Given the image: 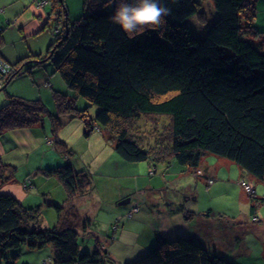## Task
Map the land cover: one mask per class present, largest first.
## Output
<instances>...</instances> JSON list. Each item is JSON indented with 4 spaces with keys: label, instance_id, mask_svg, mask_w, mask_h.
Listing matches in <instances>:
<instances>
[{
    "label": "trees",
    "instance_id": "trees-1",
    "mask_svg": "<svg viewBox=\"0 0 264 264\" xmlns=\"http://www.w3.org/2000/svg\"><path fill=\"white\" fill-rule=\"evenodd\" d=\"M83 1L87 13L73 23L67 17L64 0L39 1L43 6L51 4L56 19L65 15L66 26L43 60L33 56L19 60L4 83L30 69L29 63L36 66L52 60L65 83L98 107L91 118L67 95L54 91L59 111L82 118L86 136L103 127L125 162L158 165L174 160L195 171L203 156L213 153L264 183V33L253 25L257 0H212L218 15L200 38L187 25V20L200 12L198 0H160L170 9L165 22L134 39L111 21L115 4L104 7L107 0ZM247 32L260 40L244 37ZM2 59L7 67L13 65V59L4 56L0 47ZM4 89L2 84L0 90ZM7 97L0 107V136L7 130L42 124L50 114L40 99L14 94ZM5 105L10 107L5 110ZM50 116L56 134L61 121ZM159 116L169 118L163 132L158 128ZM146 117L157 119L152 122L155 127H141ZM55 147L65 155V163L41 170L62 181L70 201L91 187L92 176L68 161L73 150L66 142L56 137ZM15 175L16 166L0 158V186ZM251 197L250 212L255 214L264 198ZM54 207L60 226L42 228L37 224L40 205L26 206L16 196L0 193V264L5 260L15 264L10 263V250H37L48 245L54 248V264H115L100 244L90 250L81 243L78 229L79 223L80 227L83 224L78 209L61 214L64 205L55 203ZM115 222L116 218L111 225ZM124 264L235 263L180 235L162 240L149 253Z\"/></svg>",
    "mask_w": 264,
    "mask_h": 264
},
{
    "label": "rangeland",
    "instance_id": "rangeland-1",
    "mask_svg": "<svg viewBox=\"0 0 264 264\" xmlns=\"http://www.w3.org/2000/svg\"><path fill=\"white\" fill-rule=\"evenodd\" d=\"M39 1L42 0H0V8H2V11H0V47L4 55H9V57L13 59V65L9 63V68L4 64L7 61L4 59L0 60V70L3 72V75H0V86L3 84L6 87V89L0 90V100L8 98V94H14L31 100L40 99L46 105L51 115L58 116L61 125L56 134L52 131V118L50 114L44 117L42 126L45 128V132L48 131V135L51 138L58 137L66 142L68 147L73 150L71 156L77 159V162L74 164L76 169L86 170L92 176L91 187L87 191L81 193V195H87L88 197L93 196V198H95L103 191L101 195L104 201L109 197L107 195L108 191H105L106 186L109 188V185H111L116 178L122 180L123 177L116 176L127 175L122 172L126 170L121 168V172H118L115 166L108 167L106 161L96 157L94 151L95 147L99 146L97 140L103 138V140L106 141L107 135L106 132L104 133V128L99 125L101 128L97 127L87 137L85 135V123L82 118L79 116L72 117L69 113H61L59 111L54 91H59L67 95L68 98L73 101L77 109L85 110L87 115L91 118H94L98 111V107L91 104L85 97L77 95V93L65 83L61 74L56 71L52 60H47L44 64L36 66H32L29 63L27 67H30V69L22 70V72L15 76L10 83H4L7 81V76L14 70L13 66L18 65L15 63L19 60H25L29 56L37 57L36 59L38 60H43L48 53L51 43L56 41V35L61 33L66 26L63 24L66 17L65 15H62L63 19H56V14L51 10V4L47 2L46 5L43 6L44 3ZM198 1L200 3V12L198 15L189 18L187 20V25L192 32L200 38L205 35L216 20L218 14L212 0ZM43 2H45V0H43ZM64 5L70 23H73L87 13L83 0H64ZM248 15L249 14H247V17ZM253 25L256 31L264 33V0H257L256 2V17L254 18ZM52 27L54 29L53 32ZM245 35L246 37L260 40V38L255 37L253 33L247 32L244 34V37ZM262 42H264V40ZM2 67H5L4 70ZM5 106H3L5 110L10 107ZM159 117V119L156 120L160 125L158 128L162 131L164 130L163 125L168 122L169 118L167 116ZM156 120L147 117L144 118L143 121L141 119V124H145L141 127L143 129H145V127L152 129L155 127L152 122ZM107 141H109V144L113 142V140L111 141L108 139ZM104 144L103 142L102 146H104ZM119 159L121 162H124L120 156ZM130 164L134 163L127 162V165ZM140 164V168H144L148 163ZM168 165L169 163L166 165L149 164L147 168L140 172H136V174L130 177L131 180H137L140 183L139 187L142 189V192H144L143 195H139V193L138 195H134L132 201L130 198V204L136 202L133 204V207L138 204L137 202L142 205V210L138 213H134L136 216L133 218H128L125 215L117 216L116 223L111 225L109 222L110 215L108 216L107 213L103 214L101 211L99 212V210H97L94 215L89 214L91 219L89 226L88 224L85 225L87 221L84 220L82 221L83 226L80 227L79 223L78 231L81 234L82 230V234L84 235H86L85 232L89 233L93 231L95 234L102 235V237L94 238L90 235L86 237L81 236V243L90 250H93L97 243L98 245L100 244L102 248H108L107 250L112 255L109 256L113 259L115 264H124L128 261H133L139 256L149 253L152 248L156 247L162 241L159 240L155 245H151L148 248L144 247V249L143 245H141L144 242V237L146 238L145 230L147 227H151L153 221L158 217L154 215V210L156 209H150L151 207L146 203L147 200L144 199L145 195H149L148 190L161 196L163 199L167 197H181V199L184 200L186 196L192 194L194 198L191 199L190 202H188V206H186L188 209L192 207V211L194 212L192 213L193 216L190 214L191 218H188V221L193 224L191 226V228H193L192 232L195 231L194 226H198V219H195V216L198 214L197 212L201 213L198 214V216L202 219L205 216L202 213H209L210 217L214 219L212 224H215V230L219 231H215V234L221 235L220 237H224V240L229 241L227 251H232L234 248L235 252L232 251V253L229 252L225 254L229 258L235 259L231 260L232 262L235 264H264V239L261 240V237H264V204H260L257 207L255 214H251L250 212V207L252 205L250 202V200H252L251 195L264 198V183L256 180L250 181L246 177L243 179L244 176L241 175V168L236 163L213 153H206L203 156V161L199 168H206L209 166L222 170L223 173L217 174L216 178L206 177L205 174H208L207 170L205 172V170L198 169L195 170V173L188 171L185 175L173 178L172 182L167 183L168 178H165L164 175L165 172L166 174L168 173V171H166ZM152 167L155 169V172H152V170L150 173ZM170 170H172V168ZM135 177L136 179H134ZM211 178L213 179V183H211ZM243 180L247 181V184H244ZM255 186H257V188ZM114 188L116 187L114 186ZM120 199L121 198L117 201H120ZM130 204L120 205L118 207L127 208ZM72 206L74 207L75 205ZM87 208L90 209V207ZM188 209L185 208V210ZM62 210L61 214L67 212L64 207ZM143 211L144 219H140L139 217ZM157 214H159V212H157ZM159 219L161 221V216H159ZM236 219H240L242 220L240 222H244V224H242L244 227L241 231H238L232 225L239 223ZM121 220V225H118ZM60 221L61 219H59L54 226H60ZM37 224H39V227L43 228L40 222L37 221ZM237 225L241 226L240 223ZM113 232L118 234L115 239L113 237ZM104 241L106 243H104ZM233 242H235L234 245L232 244ZM48 246L37 250H30L27 247H22L19 250H10L8 252V255L11 257L10 263L43 264L44 261V264H54V248ZM18 252L20 253L19 256L13 259V255ZM6 262L5 260L3 264H6Z\"/></svg>",
    "mask_w": 264,
    "mask_h": 264
},
{
    "label": "crops",
    "instance_id": "crops-1",
    "mask_svg": "<svg viewBox=\"0 0 264 264\" xmlns=\"http://www.w3.org/2000/svg\"><path fill=\"white\" fill-rule=\"evenodd\" d=\"M6 56L11 58L9 55ZM6 101L7 98L0 100V107L5 104ZM42 125L43 123L24 128L7 130L0 136V158L5 162L16 166L15 178L12 181L0 186V193L12 194L21 200V202L26 206L40 205L41 213L39 214L37 221L40 222L43 227L54 226L58 222L59 215L56 208L54 207L55 203L63 204L64 209H66L67 212L71 208L78 209L79 213L81 214V221H87L89 226V222L91 221L89 214L94 215L97 210H99V212L101 211L103 214L107 213L108 216L110 215L109 222L111 223L117 216H124V214L133 207V204L136 202L132 204L130 203L134 198V195H138V193L139 195L144 194L142 189L139 187L140 183L137 180H131L130 177L136 174V172H140L147 168L151 163L149 161H144L127 165V162H121L119 159L120 155L115 151L113 145L109 144L107 138L106 141L102 138L97 140V144L99 146L95 147L94 152L96 157L106 161L108 167L115 166L118 172H121V168H124L126 171L122 172L126 173L127 175L116 176L123 177V179L120 180L119 178H116V180L112 182L111 185H109V188L106 186L105 191H108L107 195L109 197L104 201L101 195L103 194V191L95 198H93V196L88 197L87 195L78 194L72 200L68 201L67 192L62 181L57 176L45 175L41 170V168L57 166L65 163L66 161L64 160L63 154L59 153L55 147V137L51 138L48 135V131L45 132V128ZM103 142L105 143L104 146H102ZM68 161L74 165L75 162H77V159L76 157L71 156L70 160ZM140 163L148 164L146 167L140 168ZM167 163H169L166 168L168 173L166 174L165 172L164 175L165 178H168L167 183L172 182L173 178H178L181 175H185L188 173V171L195 173V171L191 170L190 168L178 166L174 160H171ZM167 163L162 164L166 165ZM171 168L173 171L170 170ZM199 169L205 170V172L207 170L208 174H205L206 177L209 176L216 178L217 174L223 173L222 170H219L216 167L207 166L206 168ZM241 175L244 176L243 179L246 177L250 181L256 180L258 182H262L243 170H241ZM134 179H136V177ZM114 186L116 188H114ZM255 187L257 188V186ZM148 191L149 195H145L144 199L147 200L146 203L151 207L150 209H156L154 210V215L158 217L153 221V225L151 227H147L145 230L146 238L144 237V242L141 244L143 245V249L144 247L148 248L151 245H155L157 242H159V240L172 239L183 235L198 241L212 253H217L218 255H221L225 258L227 257L225 255L226 253H232V251L235 252L234 248L232 251H227V245L229 241L224 240L225 238L220 237L221 235L215 234V231H219L215 230V224H212L214 219L210 217L209 213H202L205 215L204 217L202 216V219L198 216V214L201 213L197 212L198 214L195 216V219H198V226H194L195 231L192 232L193 228H191V226L193 224L188 221V218H191V216H193L192 213L194 212L192 211V207L190 208L189 206L190 209L186 207L188 206V202L194 198L192 194L186 196L184 200L181 199V197H167L163 199L161 196L156 195L150 190ZM126 197L131 198V201L128 203L130 206L127 208H119L118 206L120 205L118 204L119 201L117 200H119V198L122 199ZM137 203L140 205V209L138 211L140 212L142 210V205L139 202ZM72 205L75 206L73 207ZM87 207H90V209ZM185 208L190 211L185 210ZM157 212H159V214H157ZM143 213L144 211L141 213V216L139 217L140 219H144ZM159 216H161V221ZM122 220L120 221L119 225H121ZM236 220L239 221L241 226L237 225L239 223L232 225L238 231H241V229L244 227L242 225L244 222H240L242 221L240 219ZM85 233L86 235L82 234L81 230L82 237L89 235L94 238L100 236L102 237V235L97 233L95 234L93 231ZM116 235L118 236V234ZM263 239L264 237H261V240ZM235 242L232 244L234 245ZM104 243L106 242L104 241ZM227 259L235 260L229 257H227Z\"/></svg>",
    "mask_w": 264,
    "mask_h": 264
},
{
    "label": "clouds",
    "instance_id": "clouds-1",
    "mask_svg": "<svg viewBox=\"0 0 264 264\" xmlns=\"http://www.w3.org/2000/svg\"><path fill=\"white\" fill-rule=\"evenodd\" d=\"M113 4L116 7L110 19L121 26L130 39L149 28L158 29L165 22L164 17L170 14V9L162 6L160 0H107L104 7Z\"/></svg>",
    "mask_w": 264,
    "mask_h": 264
},
{
    "label": "built area",
    "instance_id": "built-area-1",
    "mask_svg": "<svg viewBox=\"0 0 264 264\" xmlns=\"http://www.w3.org/2000/svg\"><path fill=\"white\" fill-rule=\"evenodd\" d=\"M5 65L7 66V64L5 63ZM9 67V66H8ZM3 68V70H4V68L5 67H2ZM211 180V183H213V179L211 178L210 179ZM243 183L244 184H247V181H245V180H243ZM140 208H139V205L137 204L136 206H134V207H132L126 214H125V216H127L128 218H132V217H134L135 216V212H138V210H139ZM116 223V222H115Z\"/></svg>",
    "mask_w": 264,
    "mask_h": 264
},
{
    "label": "water",
    "instance_id": "water-1",
    "mask_svg": "<svg viewBox=\"0 0 264 264\" xmlns=\"http://www.w3.org/2000/svg\"><path fill=\"white\" fill-rule=\"evenodd\" d=\"M130 202V197H126L122 200H120L118 203L119 205H127Z\"/></svg>",
    "mask_w": 264,
    "mask_h": 264
},
{
    "label": "bare ground",
    "instance_id": "bare-ground-1",
    "mask_svg": "<svg viewBox=\"0 0 264 264\" xmlns=\"http://www.w3.org/2000/svg\"><path fill=\"white\" fill-rule=\"evenodd\" d=\"M65 156V155H64Z\"/></svg>",
    "mask_w": 264,
    "mask_h": 264
}]
</instances>
